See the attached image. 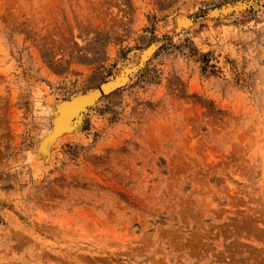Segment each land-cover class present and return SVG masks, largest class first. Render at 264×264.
<instances>
[{
	"label": "rangeland",
	"instance_id": "obj_1",
	"mask_svg": "<svg viewBox=\"0 0 264 264\" xmlns=\"http://www.w3.org/2000/svg\"><path fill=\"white\" fill-rule=\"evenodd\" d=\"M0 264H264V0H0Z\"/></svg>",
	"mask_w": 264,
	"mask_h": 264
},
{
	"label": "bare ground",
	"instance_id": "obj_2",
	"mask_svg": "<svg viewBox=\"0 0 264 264\" xmlns=\"http://www.w3.org/2000/svg\"><path fill=\"white\" fill-rule=\"evenodd\" d=\"M181 19L180 20L186 25L191 23V21L188 18L182 17ZM143 53H144V59L146 60L147 57L153 53V48L150 47L147 50H145ZM119 78H122V77H119ZM123 80H126V79H123ZM114 88H116V87H112L111 89H114ZM111 89H109L108 91H111ZM96 96H97V92H92L91 94L79 96L78 98H75L74 100H72L70 102H65L61 105L59 103L57 106L62 107V110H60L61 112L58 110L60 112V114L55 118V122H54L55 123V128H54L55 130H53L54 134L51 133L49 136H47L48 137L47 138L48 143H52V142L54 143L56 141L58 136L56 138H54V137L57 134V132L58 133L64 132L68 127L72 128V125H75L78 121L80 122L81 119L83 118V115H84V114H80V110H82V107H84L83 104L86 103V99L89 98V100H91L92 97H96ZM55 111H57V110H55ZM53 138H54V140H53ZM46 146H47V144H46Z\"/></svg>",
	"mask_w": 264,
	"mask_h": 264
},
{
	"label": "water",
	"instance_id": "obj_3",
	"mask_svg": "<svg viewBox=\"0 0 264 264\" xmlns=\"http://www.w3.org/2000/svg\"><path fill=\"white\" fill-rule=\"evenodd\" d=\"M245 3H241V6H244ZM123 74V72L121 73V75ZM120 75V77H121ZM124 81V80H123ZM122 80L118 79V77L114 80H111V81H107V82H103L101 83L98 87L92 89L91 91L87 92V93H84V94H79L77 96H74L68 100H64V102H70L72 100H74L75 98H78L79 96H83V95H86V94H91L92 92H97V96L96 97H92L91 100L86 99V103L83 104L84 107H82V110H80V114H86V112L88 111L89 107L94 104L101 96H103L104 94L107 93V91L109 89H111L112 87H117L118 85H120L122 82ZM55 128V124H54V127L53 129Z\"/></svg>",
	"mask_w": 264,
	"mask_h": 264
}]
</instances>
